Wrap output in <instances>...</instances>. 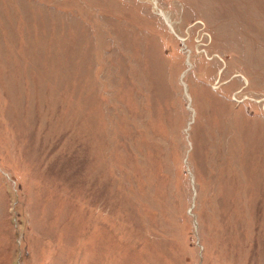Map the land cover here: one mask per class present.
<instances>
[{
	"label": "rangeland",
	"instance_id": "1",
	"mask_svg": "<svg viewBox=\"0 0 264 264\" xmlns=\"http://www.w3.org/2000/svg\"><path fill=\"white\" fill-rule=\"evenodd\" d=\"M0 264H264V0H0Z\"/></svg>",
	"mask_w": 264,
	"mask_h": 264
},
{
	"label": "bare ground",
	"instance_id": "2",
	"mask_svg": "<svg viewBox=\"0 0 264 264\" xmlns=\"http://www.w3.org/2000/svg\"><path fill=\"white\" fill-rule=\"evenodd\" d=\"M162 16H163L162 18H163L165 21H167V23H168V18H167V16H165V15H163V14H162Z\"/></svg>",
	"mask_w": 264,
	"mask_h": 264
}]
</instances>
